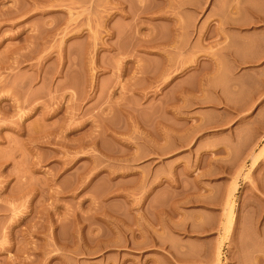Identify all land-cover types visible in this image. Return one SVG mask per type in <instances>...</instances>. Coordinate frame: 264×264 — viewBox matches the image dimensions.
<instances>
[{"label":"rangeland","instance_id":"1","mask_svg":"<svg viewBox=\"0 0 264 264\" xmlns=\"http://www.w3.org/2000/svg\"><path fill=\"white\" fill-rule=\"evenodd\" d=\"M0 264H264V0H0Z\"/></svg>","mask_w":264,"mask_h":264}]
</instances>
